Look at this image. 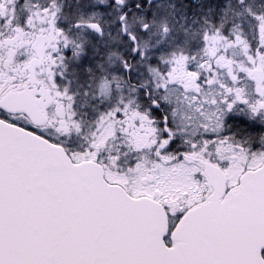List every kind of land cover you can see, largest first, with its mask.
Listing matches in <instances>:
<instances>
[{
	"label": "snow or ice",
	"instance_id": "snow-or-ice-1",
	"mask_svg": "<svg viewBox=\"0 0 264 264\" xmlns=\"http://www.w3.org/2000/svg\"><path fill=\"white\" fill-rule=\"evenodd\" d=\"M0 264H264V0H0Z\"/></svg>",
	"mask_w": 264,
	"mask_h": 264
}]
</instances>
